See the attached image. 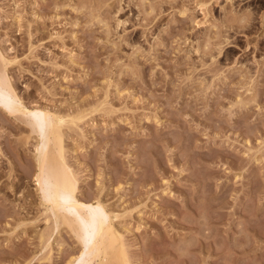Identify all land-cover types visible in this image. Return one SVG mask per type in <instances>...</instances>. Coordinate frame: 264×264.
Returning a JSON list of instances; mask_svg holds the SVG:
<instances>
[{"label": "rangeland", "instance_id": "obj_1", "mask_svg": "<svg viewBox=\"0 0 264 264\" xmlns=\"http://www.w3.org/2000/svg\"><path fill=\"white\" fill-rule=\"evenodd\" d=\"M1 52L0 264H122L43 202L41 109L123 264H264V0H0Z\"/></svg>", "mask_w": 264, "mask_h": 264}, {"label": "bare ground", "instance_id": "obj_2", "mask_svg": "<svg viewBox=\"0 0 264 264\" xmlns=\"http://www.w3.org/2000/svg\"><path fill=\"white\" fill-rule=\"evenodd\" d=\"M0 59L2 63L6 62L2 52L0 53ZM7 77L0 76L1 104L9 111L13 109L18 111L27 110V107L21 103ZM36 115L38 123L33 122L39 125V131L36 130L35 126H31V129L33 131L34 128L39 133L34 153L36 163L35 177L42 190L43 202L51 210L55 219H60L62 223L69 225L71 228L78 219L84 222L83 228L79 230L83 232L81 236L86 233L89 237L90 243L87 242V244L89 243L87 251L93 258L101 257L106 259L107 256L104 253L105 250L109 249L111 251L109 254L111 259L122 264L126 263L122 248L119 245L118 247L116 246L117 241H120L117 236L118 233L113 228L110 217L105 213L103 206L98 202L82 206V202L76 196L74 173L72 174L65 163V152H63L62 126L65 119L55 112L42 109L37 110ZM66 210H72L73 214L66 213ZM83 236L82 239H84ZM84 237L86 238V236Z\"/></svg>", "mask_w": 264, "mask_h": 264}]
</instances>
